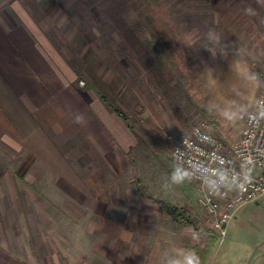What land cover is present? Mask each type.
Returning <instances> with one entry per match:
<instances>
[{
  "label": "crops",
  "instance_id": "1",
  "mask_svg": "<svg viewBox=\"0 0 264 264\" xmlns=\"http://www.w3.org/2000/svg\"><path fill=\"white\" fill-rule=\"evenodd\" d=\"M51 4L44 6L48 15ZM26 6L22 0H0V264H62V248L76 249L80 259L95 264H165V256L182 260L181 249L191 251L183 246L187 241L178 242L183 223L167 215L170 203H163L161 222L126 223L127 212H140L134 208L139 195L137 186L129 185L127 159L137 138L103 93L115 94L116 82L98 80L80 90L62 84L55 21L35 17ZM62 51L68 65L70 53L67 47ZM106 69L115 72V67ZM200 78L204 112L219 119L221 137L236 139L264 90V73H255L237 46L221 49ZM170 127L176 138L184 134ZM261 198L250 202L256 212ZM60 212L79 216L84 224L60 226ZM90 217L103 225L101 237L108 244L91 245ZM63 240L69 245H60ZM260 248L264 251V238Z\"/></svg>",
  "mask_w": 264,
  "mask_h": 264
},
{
  "label": "rangeland",
  "instance_id": "2",
  "mask_svg": "<svg viewBox=\"0 0 264 264\" xmlns=\"http://www.w3.org/2000/svg\"><path fill=\"white\" fill-rule=\"evenodd\" d=\"M22 1L35 17L52 16L55 21L54 35L59 43L57 77L62 84L80 90L98 80L116 82L115 94L103 93L137 138V147L129 151L127 159L131 166L129 185L137 186L139 195L134 208L140 212H127L126 223L161 222L166 218L163 203H170L184 207L190 221L179 227L182 232L177 235L178 242L202 243L210 233V224L194 185L188 179L181 184L169 180L171 170L177 167L170 156L169 140L176 138L170 126H177L181 135L198 119L214 118L219 132V119L204 112L206 91L201 72L221 54V49L238 46L248 56L255 73H264V4L257 0ZM50 1L55 5L48 15L44 6ZM249 7L255 15L245 11ZM209 28L221 37V43L213 46L215 56L201 46L207 44L204 34ZM186 40H196L197 48L185 46ZM65 47L70 53L68 65L72 73L60 55ZM109 66L115 67V72L107 71ZM260 202V211L256 212L254 203H249L237 212L207 264H264V251L260 248L264 238V197ZM58 219L62 220L60 226L84 224L81 217L70 212H60ZM95 221L89 218L91 245L108 244L109 240L101 237L103 225L96 226ZM141 236L145 240V234ZM172 243L177 246L176 241ZM66 244L69 242H60ZM75 251L59 249L62 264L97 263L91 258L80 259Z\"/></svg>",
  "mask_w": 264,
  "mask_h": 264
},
{
  "label": "built area",
  "instance_id": "3",
  "mask_svg": "<svg viewBox=\"0 0 264 264\" xmlns=\"http://www.w3.org/2000/svg\"><path fill=\"white\" fill-rule=\"evenodd\" d=\"M170 145L172 160L194 184L221 242L236 212L264 196V93L236 139L221 137L214 118H200Z\"/></svg>",
  "mask_w": 264,
  "mask_h": 264
},
{
  "label": "clouds",
  "instance_id": "4",
  "mask_svg": "<svg viewBox=\"0 0 264 264\" xmlns=\"http://www.w3.org/2000/svg\"><path fill=\"white\" fill-rule=\"evenodd\" d=\"M258 3L264 4V0H257ZM248 14L255 15L254 10L249 7L245 9ZM204 39L207 41V44L201 45L207 49H209L213 56V46H217L221 43L220 35L212 28H209L207 32L204 34ZM183 44L190 48H197V41L196 40H186ZM250 79H255V77H249ZM77 122H79V118H77ZM186 179H188L187 174L178 167H173L170 172L169 180L172 184H181ZM165 264H200V259L195 252H187L184 254L183 259H176V258H169L165 256Z\"/></svg>",
  "mask_w": 264,
  "mask_h": 264
},
{
  "label": "trees",
  "instance_id": "5",
  "mask_svg": "<svg viewBox=\"0 0 264 264\" xmlns=\"http://www.w3.org/2000/svg\"><path fill=\"white\" fill-rule=\"evenodd\" d=\"M261 79V76H259ZM165 211L174 221L189 224L188 216L184 209L177 208L174 205L166 204ZM217 240L213 235H207L202 243L189 244L188 242L184 243V248L195 252L200 259V264H206L211 253L213 252L216 246Z\"/></svg>",
  "mask_w": 264,
  "mask_h": 264
}]
</instances>
